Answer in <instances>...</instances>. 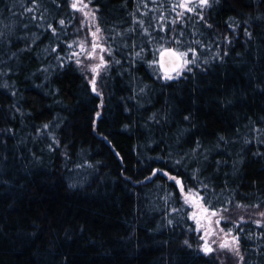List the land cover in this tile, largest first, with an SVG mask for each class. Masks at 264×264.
Instances as JSON below:
<instances>
[{
  "label": "trees",
  "instance_id": "16d2710c",
  "mask_svg": "<svg viewBox=\"0 0 264 264\" xmlns=\"http://www.w3.org/2000/svg\"><path fill=\"white\" fill-rule=\"evenodd\" d=\"M175 3L91 0L105 50L88 58L95 25L70 0H0V264H239L219 249L229 229L243 264H264V0L204 20ZM131 13L151 36L126 32ZM158 47L196 62L164 80ZM170 177L227 209L213 252Z\"/></svg>",
  "mask_w": 264,
  "mask_h": 264
},
{
  "label": "snow or ice",
  "instance_id": "6c2138e0",
  "mask_svg": "<svg viewBox=\"0 0 264 264\" xmlns=\"http://www.w3.org/2000/svg\"><path fill=\"white\" fill-rule=\"evenodd\" d=\"M139 2H143V0H139ZM152 2L155 4L157 2V0H152ZM214 2H218V0H177V3L172 5V10L175 11L177 8H181L187 12L195 13L199 17L200 20H204L203 9L211 7L212 3H214ZM35 3H36V0H33L34 5H35ZM90 3H91V0H88L87 3H85L84 0H70V7L75 11L81 12L85 18H88L90 25H95V31L92 32V37H93L92 49L90 52H88V58H94V53H95L96 48L100 47V45L97 43V41L100 39L99 33H100L101 29L96 24L97 17L95 15V12L98 11V9H95V10L89 9ZM144 7L147 8L146 3H144ZM197 8H200L201 11L196 12ZM85 9H88V10L85 11ZM137 10H139V9H137ZM25 11L26 12H33L34 7H28L25 9ZM143 14L147 15V13H143ZM131 15H133V27H130L129 29H127L126 32H134L136 30L135 25L138 24V25H140V28H141L143 34L151 36V33L149 32L148 28L144 27V21L135 19L134 13H131ZM177 16L182 18L184 16V12H177ZM32 19L35 20L36 17L33 16ZM158 19L163 20L164 17H159ZM172 22L176 23L175 20H173ZM58 23L60 26L63 27L65 22L63 19H61L58 21ZM205 23L208 27H211V25L207 24L206 21H205ZM229 26L231 27L232 25H229ZM48 27H49V29H51L53 34H55L56 30L54 28H52L51 25H49ZM161 30H163V28ZM246 34L249 37L251 36L250 33H246ZM2 36H3V32H0V37H2ZM68 47L71 48V47H73V45L69 44ZM79 47H80V52L88 51L86 49L83 41L79 42ZM53 50L55 51V49H53ZM104 50L105 49L101 48V51H104ZM141 51H143V49H141ZM188 51H192L193 56L195 57V50L190 49ZM188 51L181 52V51H178L175 49L163 48V47H158L155 49V52H157L159 55H158V58L154 61V63L158 64L159 68L164 71V75H163L164 80L178 79L179 76L182 74L183 70H185V69H187L189 71L191 70L187 66L189 64H195L196 61H195V58H193V60H191V61H189L187 59ZM109 54H111L110 51H109ZM135 55L137 57H139L141 55V52H136ZM72 56L77 57L75 63L77 65H80L81 61L78 58L79 53L73 52ZM173 58L175 59L176 63L171 68L167 67L166 63L171 61ZM99 59L101 60V64L91 67V71L97 75L99 74V69L106 66L104 64L103 57L101 56ZM173 73H174V75H173ZM90 84L92 86V90L95 92L96 91V80L92 79L90 81ZM97 94L99 95V93H97ZM186 119H187V117H186ZM45 127H47V125H45ZM165 175H167V174L165 173ZM170 178L173 180H176L175 177H170ZM176 183H177V185L180 186V192L182 194L184 203L189 205L190 207L197 209V211H194L190 217L197 225V229H194V231H199V230L204 228V224L202 223V220H206L208 225H209L208 230L204 231L203 235L200 237L201 239H204V241H205L201 250L205 254H209V253L213 252L214 249L208 243L207 237L209 236L210 233L215 234V230L212 229V227H211V224H212L211 218L217 217L220 212L226 211L227 209H217V210H211L210 211L209 207L205 206V204L203 203V197L200 196L199 192L192 193L191 190H189L188 193H185L184 187H183V184L181 183V181L176 180ZM205 187H207V186L205 185ZM229 203H230V201H229ZM236 207H238V208H247V207L259 208L260 205L255 204V205L249 206V205L237 204ZM173 211H175V209H173ZM257 215H259L262 219H264V211H260L259 213H257ZM169 223H171V221H169ZM240 223H245L243 217H240ZM253 223L256 224L257 227L264 226V224H262V222L260 220L253 221ZM215 224L216 225L220 224L219 218L215 220ZM234 226L239 227V223H234ZM220 231L223 232L224 230L220 229ZM241 231H243V230L241 229ZM261 236L264 237V234H261ZM229 237L231 239H229ZM185 243L187 244V241H185ZM219 249L228 250L233 255L238 257L239 264H243L244 257H243V255H241V252H240L239 235H235V236L232 235L231 229H229L228 232L225 233V238H224L223 242L219 244Z\"/></svg>",
  "mask_w": 264,
  "mask_h": 264
},
{
  "label": "rangeland",
  "instance_id": "374dc122",
  "mask_svg": "<svg viewBox=\"0 0 264 264\" xmlns=\"http://www.w3.org/2000/svg\"><path fill=\"white\" fill-rule=\"evenodd\" d=\"M86 10H88V9H86ZM99 45H100V47H98V48H96V50H95V52H103V51H101V48H103L104 49V46L101 44V43H99V42H97ZM95 55V54H94ZM100 62H101V60H99ZM99 61H97V60H95V63L97 64ZM211 225H213V223L211 224ZM209 226V225H208ZM207 230H208V228H207ZM206 230V231H207ZM213 236V234H209V238L210 237H212ZM209 243V242H208ZM210 244V243H209ZM204 245V242H203V244H202V246ZM211 245V244H210Z\"/></svg>",
  "mask_w": 264,
  "mask_h": 264
},
{
  "label": "water",
  "instance_id": "95a60500",
  "mask_svg": "<svg viewBox=\"0 0 264 264\" xmlns=\"http://www.w3.org/2000/svg\"><path fill=\"white\" fill-rule=\"evenodd\" d=\"M166 48L175 49L174 47H166ZM175 50H177V49H175ZM175 63H176V61L173 58L171 61L166 63V66L171 68ZM160 71L164 74V71L162 69H160ZM173 75H174V73H173Z\"/></svg>",
  "mask_w": 264,
  "mask_h": 264
}]
</instances>
